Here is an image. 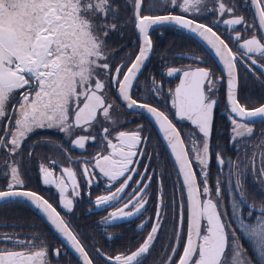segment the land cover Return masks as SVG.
I'll list each match as a JSON object with an SVG mask.
<instances>
[{
	"label": "snow or ice",
	"instance_id": "snow-or-ice-1",
	"mask_svg": "<svg viewBox=\"0 0 264 264\" xmlns=\"http://www.w3.org/2000/svg\"><path fill=\"white\" fill-rule=\"evenodd\" d=\"M153 29L207 48L157 51ZM208 49L223 75L200 66ZM169 55L197 66L168 67ZM153 56L168 77L181 73L174 88L151 72L150 86L141 82ZM250 82L264 90V0H0V207L30 209L49 226L29 219L27 232H0V264H264V98L242 102ZM222 85L235 158L213 143ZM128 110L141 117L134 129ZM147 117L162 136L151 151ZM89 144L86 159L66 147ZM33 174L56 192L33 190ZM85 200L92 208L78 214ZM122 222L130 234L110 231Z\"/></svg>",
	"mask_w": 264,
	"mask_h": 264
},
{
	"label": "flooded vegetation",
	"instance_id": "flooded-vegetation-1",
	"mask_svg": "<svg viewBox=\"0 0 264 264\" xmlns=\"http://www.w3.org/2000/svg\"><path fill=\"white\" fill-rule=\"evenodd\" d=\"M237 28L242 29V26H237ZM218 30L223 32L225 35H227L226 26L221 24L218 26ZM151 34L153 36V40L155 41V48L157 51L169 49V46H171V52L173 53H179L181 51H188L189 55H191L192 52L199 53L202 49L206 48L200 41L189 39L186 34L177 32L173 29H165L163 30V34H161L159 30L153 29ZM114 40L116 43L124 42V41H120L118 38H114ZM135 40H136L135 34H133L130 31L129 35L125 38V41H135ZM197 44L199 45V47H196ZM233 47L235 50V44H233ZM167 59L171 61L167 65L168 67H181L182 65H186V64H193L194 67L197 66L193 61H191L188 58L173 59V57L169 55ZM207 61H208L207 63L200 65V66H204V67L211 66L213 68V71L218 76L224 74L221 67L217 64L213 55L208 50H207ZM149 72L155 75V78L157 81L163 82L165 90L168 87L174 88L175 85L179 82V77L181 75V73H177L172 77H168L166 75V70L164 66L162 65V61L156 56H153L151 58V62L148 63L147 68L145 70L144 77L141 78V82L146 83L147 86H150V82L146 81V78ZM139 92L140 94H143L145 97H147L151 102L156 104L153 97L145 89H141L139 90ZM218 95H219V103L215 110L216 126L214 130L213 143L219 140L222 144L225 145V150H226L227 155L235 158L237 155L236 148L239 145L238 144L233 145L229 141V138H228L229 132H230V121L228 120L227 113H226V107H227L226 105V85L221 86L220 92ZM241 96L242 97L247 96L250 98L248 101H244L242 99V102H248L250 104L255 105V104H258L262 98H264V90H262L259 87V85L252 84L250 82L249 85L242 90ZM158 106H160L162 110H165V105L159 104ZM167 108L170 109V98H168ZM123 115L127 117V121H128L125 125L126 129H134L136 124L141 122V117L135 114H132L130 110L124 111ZM170 118L174 119V122L177 123L178 127H183V128L192 127L190 125V122L179 121L178 118H174V110H171ZM144 122L149 124V127L151 128V132H152V139L149 142V151H151L152 146L156 144L158 141H162V140L158 134V131L155 125L152 123V121L148 117ZM261 128L262 126L257 122L256 123L257 136L259 135ZM42 132L48 135H59V134L54 133L53 130H42ZM257 136H254L252 140L255 141L257 139ZM251 142L252 141H249V144H251ZM66 147H68V150L69 152H71L73 157H77V158L83 157L86 159L88 156L93 154L95 145H92V144L87 145L86 146L87 151L80 150L71 145H66ZM157 150L159 151L161 149H157ZM50 155H53V158L59 160L61 164H64L65 166H67L68 162L61 156L60 153H50ZM145 163H147V161H145ZM72 166L77 169H79L80 167L79 165H76V164H73ZM216 167H217L216 163L215 161H213L212 163L213 173H215ZM56 172L57 174H59L60 172L59 167L56 168ZM31 187L33 188V190L39 191L40 194L46 195V198H47V194L56 192L54 187L43 186L35 178V174H33V180L31 183ZM103 189H104L103 184H101L99 188H96L94 186L93 187V199L95 195L104 194ZM249 189L256 196L257 200H259L260 193L258 191L257 185L251 181V177L249 178ZM55 199H56V196L54 195L53 201H55ZM88 208H92V205H90L87 200L83 201V203L79 205L78 214L85 213ZM114 210L115 208H109L107 209V211L100 210V209H93V214L91 216H86L85 219L89 220L90 222L98 221L103 216H106L108 212L114 211ZM29 219H36L39 228L43 229L45 232L49 231V226H46L40 223L39 220L34 215V212L32 210L23 208L21 206H7V207H0V232H12V231L27 232L29 231L27 227V221ZM13 225H16V227L13 228ZM129 227H130V222H122L119 227L111 228L110 231L115 232V233L130 234ZM96 238L102 239L99 234L96 235ZM49 241L51 243L58 244L59 243L58 235H52L49 232Z\"/></svg>",
	"mask_w": 264,
	"mask_h": 264
},
{
	"label": "water",
	"instance_id": "water-1",
	"mask_svg": "<svg viewBox=\"0 0 264 264\" xmlns=\"http://www.w3.org/2000/svg\"><path fill=\"white\" fill-rule=\"evenodd\" d=\"M202 44H203V42L202 41H200ZM204 45V44H203ZM204 47H206L207 48V46L206 45H204ZM208 51L213 55V57H214V59H215V61L217 62V64L221 67V69H222V65L220 64V62H219V60L215 57V55H214V53H212V51H211V49H208ZM146 116H147V114H145ZM150 120H151V117H148ZM152 121V120H151ZM152 123L155 125V123H154V121H152ZM156 127V126H155ZM156 129H157V131H158V133H159V129H158V127H156ZM160 135V134H159ZM161 136V135H160ZM161 138H162V136H161ZM58 235V234H57Z\"/></svg>",
	"mask_w": 264,
	"mask_h": 264
},
{
	"label": "trees",
	"instance_id": "trees-1",
	"mask_svg": "<svg viewBox=\"0 0 264 264\" xmlns=\"http://www.w3.org/2000/svg\"><path fill=\"white\" fill-rule=\"evenodd\" d=\"M171 222V221H170Z\"/></svg>",
	"mask_w": 264,
	"mask_h": 264
}]
</instances>
